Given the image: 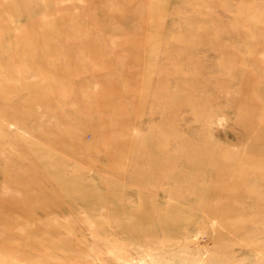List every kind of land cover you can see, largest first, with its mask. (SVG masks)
<instances>
[{"label": "rangeland", "instance_id": "374dc122", "mask_svg": "<svg viewBox=\"0 0 264 264\" xmlns=\"http://www.w3.org/2000/svg\"><path fill=\"white\" fill-rule=\"evenodd\" d=\"M259 131L264 0H0V209L62 264H264Z\"/></svg>", "mask_w": 264, "mask_h": 264}, {"label": "bare ground", "instance_id": "6f19581e", "mask_svg": "<svg viewBox=\"0 0 264 264\" xmlns=\"http://www.w3.org/2000/svg\"><path fill=\"white\" fill-rule=\"evenodd\" d=\"M96 1L101 2L105 0ZM248 74L249 72L243 73L242 85H247L250 79V77H248ZM246 85L244 86V88L246 87ZM186 105L189 104L187 103ZM176 108L178 110L180 107ZM177 110L174 111L173 109L172 111L176 113ZM53 133L56 132H51V134L49 135H53ZM261 134L262 132L259 131V133L256 135L258 141L264 139L262 138ZM129 141H125L121 146H117L120 155H127L130 152V149L134 144V140L130 142ZM148 153L151 159L155 155L154 151H150ZM154 159L158 162L156 158ZM235 183L237 185L238 181H235ZM200 191L201 193L207 191L212 195L219 196V194H224L229 195L230 197L232 196L231 194L236 193V191L228 185H218L209 191L201 187ZM90 198L92 197L90 196ZM19 212L20 213L12 214L5 209H0V264H62V262L58 259H64L67 255H70V247L67 246L68 243H66V237H61L64 229L59 228L57 230H54L53 228L34 225V222L32 224V221L36 220L34 219L33 215H31L29 212ZM148 219L150 220V218L146 219L145 217H142L140 221H147ZM155 221L156 225L159 226L156 227V229L159 230L160 234H164V236L166 237L172 232V224L175 219L173 220V222H171L169 221V218L161 214L157 216V219H155ZM143 229L144 226H142L141 223L132 224L129 227V236H134L135 238L142 239ZM146 229L148 230L149 228Z\"/></svg>", "mask_w": 264, "mask_h": 264}]
</instances>
